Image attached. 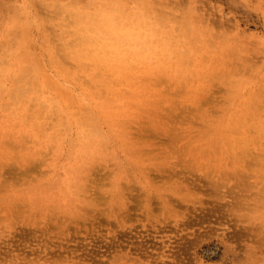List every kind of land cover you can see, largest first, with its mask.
<instances>
[{
    "label": "rangeland",
    "instance_id": "1",
    "mask_svg": "<svg viewBox=\"0 0 264 264\" xmlns=\"http://www.w3.org/2000/svg\"><path fill=\"white\" fill-rule=\"evenodd\" d=\"M121 1L0 0L4 88L31 77L49 116L39 141L32 107L0 110V264H264V0ZM133 14L137 58L106 25ZM107 100L132 149L104 122L70 159L79 106Z\"/></svg>",
    "mask_w": 264,
    "mask_h": 264
},
{
    "label": "bare ground",
    "instance_id": "2",
    "mask_svg": "<svg viewBox=\"0 0 264 264\" xmlns=\"http://www.w3.org/2000/svg\"><path fill=\"white\" fill-rule=\"evenodd\" d=\"M121 2L122 1L120 0V4H121ZM137 3L138 4L136 6H138L140 2H137ZM136 13H139V11H137ZM134 15L135 14H133L134 18L127 17V19L130 20V22L127 21V19L123 20V16H122L121 19H122L123 24L125 23V25L122 24V26H119L118 28L123 29V27L124 26H128L129 23L131 25L132 24H136V23L139 24L140 23L139 20H142L141 15L140 14H137L135 16ZM161 16L163 17V15H161ZM106 25H107V27L109 28V31H110L111 27H110L109 23H106ZM137 28H139V26H137ZM143 32L146 35V37L150 36V34H151L150 27H148L147 30L143 31ZM110 33H111V31H110ZM147 47L150 50L154 49V53H157L160 57L163 56L164 58H167L169 56L167 45L165 43H162V41H161V43L158 44V46L156 48L152 47L150 44L147 45ZM138 51H133V50L130 49L129 54H131L133 58H137V57H139ZM157 54L154 55V58H159V56ZM108 57L111 58L112 56L109 54ZM116 60H117V56L114 59H112V64L114 63L115 65L117 64L119 66L120 65V61H119V59L117 61ZM148 61H149V59H148ZM155 61H158V59H155ZM15 80H16V82L13 83V86L9 90L10 92H8V90L6 88H4L5 87V81H4L3 77H1V75H0V93H1L0 96H3L4 95L3 91L7 90V92L10 93V96H9L8 93H6V94H8V96L11 97L10 100L8 99L10 102H8V103L4 102L3 105L6 106L5 108H3V106L2 107L0 106V108H1L0 110H2L3 112L5 111V116H4L5 119H2L3 120L2 122H4V121H6V123L9 122V121L16 122L18 120H22V122L23 121L25 122V119L20 118V116H22V117H26L27 116L28 117L30 115L28 110H29L30 107H32V109L35 110V113L33 114V117L37 116L39 121H37V120L36 121L40 122L39 125H38V123H35L39 127L38 130H40L39 131L40 135H39V133H37L39 141H41V140L45 141L47 138L42 133V132H45L44 129H46L45 128V122L41 121V119H43V116L46 119H48L49 116L45 115L46 111L43 108L44 107V103L42 102V100H39V99L38 100L36 99L37 101L30 102V105H29V103H27V100L29 98L28 97L29 90H30L31 86L34 85V83L32 84V82H31V77H28L26 74L25 75L22 74ZM2 93H3V95H2ZM81 98H83V97H81ZM2 99H3V97H0V101ZM83 99L84 100L87 99L89 101V102L87 100L85 101V102H88V107L90 106L89 105L90 101L92 100V102H93V99L90 96L89 97L84 96ZM77 101H78V99H77ZM110 102L111 101L107 100V101L102 102L101 105L100 104H95L96 109L99 108V109H97L96 114L94 112V110L96 111L95 107H93L94 109L88 108L87 105H86L87 103L82 104L81 106H79V108L82 109L84 115L82 113V117L81 116L77 117V120H78L79 123L81 121H83V125H81L82 126L81 129L83 130L82 132L84 133L85 137L84 138L77 137L80 140L77 139V138H76V140L72 139V140H74L73 142L70 139L71 137L68 138V142H70V140L72 142V145H70V152H69V154L71 155L70 159L73 156V154H75V152H78V150H75V148H74L76 146V144H77V146L79 145L78 148L80 149V153H82L80 155L82 157H86L85 160H87V158L89 159V156L92 157V159H93L95 154L102 149L100 147L101 143L103 144L104 142H106V140H108L107 136L109 134L106 135L105 131L102 129V127H104L105 124H106V126L109 125L113 129L115 137H113V136L112 137L114 139H116V140H118V139L120 140L119 143H118L119 146L123 142V146H124V143H125V145H129L128 146L129 148L127 150H129L131 148V145L133 144V141H134L133 139H136V137H134L133 133H131V130H128V126H129L128 124H126V123L125 124L117 123L115 119H112V117L115 114H113L112 111H109V109H108V104ZM80 103L81 102H79V104ZM0 105H2L1 102H0ZM35 108H37V109H35ZM98 111L100 113H98ZM0 115H4V114H2V112H0ZM56 117H57L56 129L59 128L57 130L58 134L56 135V137L57 138H59V137L60 138H62V137L65 138L66 136H68V134H67L68 133V128L66 130V127H67L66 125L67 124L65 125L66 122L64 123L63 120H60V118H61L60 115H57ZM1 118H2V116L0 117V119ZM58 119H59V121H58ZM51 121H50V123H51ZM65 121H66V119H65ZM104 122H107V123L102 125V123H104ZM37 125L36 126L33 125V126L37 127ZM54 125H55V123H54ZM58 125H60V126L58 127ZM110 127L108 128L109 131L108 130H106V131L110 132V130H111ZM125 128H127L128 132L125 131ZM106 129H107V127H106ZM59 131H61V132L59 133ZM54 135H55V133H54ZM109 138H111V137H109ZM109 140H111V139H109ZM71 142H70V144H71ZM109 142L110 141H108L106 143H109ZM104 147H105V149L109 148V147L107 148V146H104ZM135 152H136V148H133V153H135ZM76 156H79V155L77 154ZM73 160H75V159H73ZM73 160H70V161H73ZM83 160H84V158L82 159V161ZM71 165H72V167H74L73 163ZM81 192H83V191L81 190Z\"/></svg>",
    "mask_w": 264,
    "mask_h": 264
},
{
    "label": "clouds",
    "instance_id": "3",
    "mask_svg": "<svg viewBox=\"0 0 264 264\" xmlns=\"http://www.w3.org/2000/svg\"><path fill=\"white\" fill-rule=\"evenodd\" d=\"M111 39L128 45L131 50L138 51L140 45L145 44L147 37L142 30L135 27L111 29Z\"/></svg>",
    "mask_w": 264,
    "mask_h": 264
}]
</instances>
